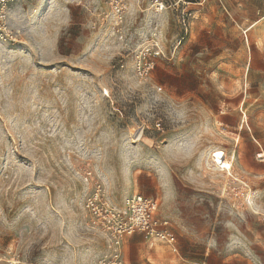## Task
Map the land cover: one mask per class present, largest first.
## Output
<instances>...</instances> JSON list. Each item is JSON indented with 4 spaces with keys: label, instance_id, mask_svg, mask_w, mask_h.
Listing matches in <instances>:
<instances>
[{
    "label": "rangeland",
    "instance_id": "374dc122",
    "mask_svg": "<svg viewBox=\"0 0 264 264\" xmlns=\"http://www.w3.org/2000/svg\"><path fill=\"white\" fill-rule=\"evenodd\" d=\"M155 2L11 8L0 264H114L94 193L116 210L153 197L174 230V246L124 236L120 264H264V0H191L186 33Z\"/></svg>",
    "mask_w": 264,
    "mask_h": 264
},
{
    "label": "built area",
    "instance_id": "2783aa9c",
    "mask_svg": "<svg viewBox=\"0 0 264 264\" xmlns=\"http://www.w3.org/2000/svg\"><path fill=\"white\" fill-rule=\"evenodd\" d=\"M23 0H0V39L10 38L8 30V20L10 10ZM191 0H160L155 2L161 7L171 8L182 30L186 33L190 28L193 13L186 7ZM112 9L120 12L123 8V0H110ZM159 53V52H157ZM151 63L144 66L143 71H148ZM98 199V193H94L86 207L90 208L97 218L102 219L104 229L108 232L110 246L114 248V264L119 258V247L122 239L126 235L139 234L145 240L153 245L154 241L174 246L176 237L171 228V222L168 218L158 217L157 200L142 194H132L124 198L120 209H115L106 204V207L98 208L95 202ZM14 264V263H12Z\"/></svg>",
    "mask_w": 264,
    "mask_h": 264
},
{
    "label": "bare ground",
    "instance_id": "6f19581e",
    "mask_svg": "<svg viewBox=\"0 0 264 264\" xmlns=\"http://www.w3.org/2000/svg\"><path fill=\"white\" fill-rule=\"evenodd\" d=\"M213 153L211 155V161L213 163V166L219 171L227 170L228 173H230L231 166H232L235 155H232L230 158L227 156V153L221 149H216Z\"/></svg>",
    "mask_w": 264,
    "mask_h": 264
},
{
    "label": "crops",
    "instance_id": "0c3cea01",
    "mask_svg": "<svg viewBox=\"0 0 264 264\" xmlns=\"http://www.w3.org/2000/svg\"><path fill=\"white\" fill-rule=\"evenodd\" d=\"M263 14H264V13H263ZM263 17H264V15H261L260 19L254 21L253 24H255V23H257L258 21H260L261 19H263ZM172 231L174 232L173 228H172ZM160 243H161V242H160ZM153 244H154V243H153ZM162 244H163V243H162ZM218 264H225V262H224V261H221V262H219Z\"/></svg>",
    "mask_w": 264,
    "mask_h": 264
}]
</instances>
